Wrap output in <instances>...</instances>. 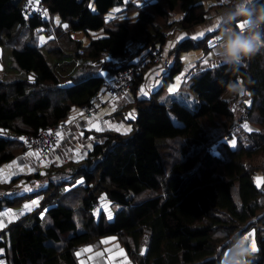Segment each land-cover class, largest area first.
I'll list each match as a JSON object with an SVG mask.
<instances>
[{"label":"trees","instance_id":"1","mask_svg":"<svg viewBox=\"0 0 264 264\" xmlns=\"http://www.w3.org/2000/svg\"><path fill=\"white\" fill-rule=\"evenodd\" d=\"M22 1L0 0V46H9L18 73L30 75L0 78V128L16 136L67 119L100 88L102 74L133 64L148 47L161 48L167 29L190 26L187 9L201 2L38 0L42 15L36 10L24 13ZM258 4L256 0L245 7ZM111 9L113 16L106 18ZM172 12L182 14L175 18ZM53 16L66 28L55 30ZM242 19L225 20L198 39L175 42L172 61L159 71V85L146 96L135 91L144 71L157 63L149 58L133 73L130 102L124 106H133L134 117L113 111L129 129L93 130L95 141L80 159L48 164L46 172L52 175L37 191L34 210L0 230L3 264H78L75 249L106 235L115 236L132 264H218L222 247L230 243L227 238L249 225L257 228V257L251 264H262L264 237L258 231L264 229V188H259L264 184V48L235 66L218 62L189 74L187 87L196 98L192 103L170 94L159 97L165 81L181 66L180 51H206L211 35L228 25L237 29L235 22ZM49 26L51 31H46ZM72 31H81L85 41L70 36ZM38 33H51L49 39L59 46L39 43ZM130 43L135 44L132 58ZM64 46L71 59L48 63V54L61 56ZM230 100L245 110L247 128L237 129L235 146L212 144L235 119ZM20 151L19 138L0 136V164ZM30 176L40 179L43 174ZM26 195L0 197V208L15 206ZM98 195L117 204L112 212L92 210Z\"/></svg>","mask_w":264,"mask_h":264},{"label":"rangeland","instance_id":"2","mask_svg":"<svg viewBox=\"0 0 264 264\" xmlns=\"http://www.w3.org/2000/svg\"><path fill=\"white\" fill-rule=\"evenodd\" d=\"M134 1L136 3H139L142 0H134ZM221 1L223 2V0H221ZM235 1L236 0H230V1L224 0V2L227 5H229V7ZM259 5L260 4H258L255 7H258ZM261 7H264V2H262ZM181 14H182L181 12H172V17L178 18L181 16ZM111 16H113L112 9L109 10L105 14L106 18L111 17ZM54 17L55 16H53L52 23L54 24L55 30H59V29L61 30L62 26L60 24L54 23L55 22ZM240 22L241 21H237L235 24H237V26H239L238 23L240 24ZM229 26L232 27V25H229ZM236 28H237V30L239 29V27H236ZM180 29L181 28L177 25H172L171 27H169L167 29L166 40H165L163 46L161 47V49L164 50V54L168 58L169 63L172 61V58H173V51L171 50V47L173 46V44L175 42H177V39H175V40L173 39V35ZM208 32H210V31H208ZM69 34H70V36L80 38L82 40V42L85 41V36H83V33L81 31H72ZM101 34H102L101 32H99V31L97 32V35H101ZM214 36H215V34L211 35L212 38ZM49 37H51V33L46 34V35H44L43 33L37 34V38H38L39 43L46 40V42L48 44L59 46V44L57 42L54 43L56 40L51 39V38L49 39ZM208 39L206 41L207 43H208ZM63 40H64L65 45H67V43H69L67 41L66 37H63ZM10 46H11V43H10ZM62 49L64 50V53L61 56L55 57V56H52L53 54H48V55H51V56L47 57L48 63L51 64V62H54L57 59L60 60V63H64V62L69 61L71 59L70 58L71 56L68 53V49L66 48V46L62 47ZM128 49H129V56L131 58L134 57L135 56V53H134L135 44L130 43L128 45ZM142 52H143V50L140 51V54ZM211 54L212 53H208L207 56L200 58L203 55V52L201 51V47L189 48L186 51H180L178 53V58L180 60L181 66H180L179 70L176 72V74H174L172 76L171 81L170 80L165 81V84L163 85L164 92L166 90H168L167 87H169V83H170L171 87L175 86L172 91H174L178 88L177 86L179 83H178V80L175 79V76L178 73L180 75V78H179L180 82H182V81L183 82L181 84V87L178 89V91H176V93H178V95H179V92H180L181 97L185 100L186 96H185V94H183V92L185 90H188L189 92L192 93V91L189 90L187 87L188 82H186V80H185L187 74L191 73L193 71H196L198 69H203V68L211 66L215 63L220 62V61H218V59H216L215 61L213 60V62H212V60H210ZM205 61H207V63H205ZM188 63H190V68L188 71H186L187 68H186L185 64H188ZM155 65L158 66L159 68H161V71L165 70L162 67H160L158 64H155ZM147 69L144 71V73H143L144 76L142 79V82H144L146 84L144 86H142V84H141V89L138 90L139 94H142V95H146V94H143L142 90L144 88L147 89V82L150 80L149 79L150 74H147V72H148ZM99 71H98V73H100ZM24 75H25L24 72L18 73L16 71L15 64L9 55V46L8 45L0 46V78L8 80V79H12L13 77H22ZM25 76L30 77L29 74H26ZM159 79H160V77H159ZM227 86H232V85L227 84L226 87ZM232 88H234V87L232 86ZM148 89H150L149 86H148ZM148 89H147V93L150 91ZM152 89H154V88H152ZM241 92H242V86L240 84H238V96L241 95ZM161 95L164 96L165 93H162ZM172 95H173V93H172ZM163 96H161L160 99ZM175 97L178 98L177 96H175ZM124 101H128V100L127 99L125 100V98H124ZM129 102H130V100H129ZM187 102L192 103V100H187ZM125 103H128V102H125ZM97 112H99V116H98L99 118L103 117V114L108 115V116L112 115L111 112L108 111V107H103V108L101 107L98 109ZM122 112L124 113V116L126 118H129V119H132L134 117V114H135L133 106L128 105V104L125 106V111H122ZM234 114H236V113H234ZM120 120L122 121L121 117H120ZM124 125L126 126L124 131L128 130L129 129V123H127V121H125ZM243 127H244V125L241 126V128H243ZM238 128L239 127L232 128V124H231L228 130H226L224 133H222L221 136H219L217 139L213 140L212 144H215V143L217 144L216 141L222 142L219 139L225 138V140L227 141L226 143L231 145L232 140L236 141ZM243 130H245V128H243ZM229 132H232V137H226L227 135H229ZM169 144H170V147L174 146L173 143H169ZM163 150H164V148H163ZM169 155H171V157H176L177 153L171 152ZM256 157H258V156H256ZM256 157H254V158H256ZM254 158H252V159H254ZM13 159H14V157L12 159H10L9 161L0 164V197L19 196L20 194H24V193H28V195L23 196L20 199V202L15 206H2L0 208V215H2L1 212L3 213L4 209H10L13 211H17V214L14 217V219H15V218H17L23 214H27V212L34 210L36 205L32 206L30 208V210L25 208V205H32L33 201L38 202V199L40 197V193L37 194V191H39L40 189H42L45 186L47 178L49 176H51L52 174H51V171L46 172V169L49 168L48 164L51 162L50 160L43 163V165H41L39 167L31 166L28 170H24V171L21 170L22 171L21 172L19 169H16V167H15V165H13V163H11L13 161ZM164 159L167 160L168 157H164ZM257 161H258V159H256L253 163L255 164V163H257ZM46 166H48V167H46ZM37 171H39V172H37ZM31 173H36V174L38 173V175H41V176L43 174V177H41L39 179V178H36L35 176H30ZM256 175H259V174H256ZM10 180H11V182H9ZM78 180H79V177L75 178L74 182H76ZM26 188L31 189V191H26L25 190ZM99 195H101V194H99ZM96 202L99 206L98 209L103 210L105 213L112 212L114 210V208L117 206L116 203L114 204V203L109 202L104 197V195L99 196ZM98 209H96V210L92 209V210L97 211ZM11 220H13V219H11ZM1 229H3V228H1ZM256 231H257V228L255 227V225L254 226L249 225L244 230H242V232L240 234L235 232L234 234L230 235L227 238V242H230V243H228L222 247L221 252L219 254V257H218V261H217L218 264H222L224 255H225L227 249L230 247L233 237H243L244 238L245 236H249V234H252L251 240L255 241V248H256V236H257ZM258 234L260 235V237H264V229L259 230ZM251 240L246 241L249 244L250 248H251ZM75 255H76V259H77L78 264H132L131 261L128 259L127 255L125 254L124 250L122 249L121 245L119 244L118 240L115 238V236H112V235L100 237L97 243H91V244L86 243V244L79 245L75 249ZM256 257H257V253L255 250V251H252V254L249 257H247V259L250 262H252ZM0 264H3V261L1 259H0ZM262 264H264V261L262 262Z\"/></svg>","mask_w":264,"mask_h":264},{"label":"crops","instance_id":"3","mask_svg":"<svg viewBox=\"0 0 264 264\" xmlns=\"http://www.w3.org/2000/svg\"><path fill=\"white\" fill-rule=\"evenodd\" d=\"M254 1H256V0H250V2H246V0H236L229 7V5H227L224 2V0H223V2L221 0H201L200 6H193V7H190L187 9V13H186L187 18L191 19L192 24L186 28H181L180 30H178L173 35V39L174 40L177 39V41H178V40L184 38L185 36L192 38V39H194L193 37H196L195 39H198L201 37L200 35H198L199 33L203 32L205 34L206 32H208V29L213 30L214 28H217L219 25H221L225 21V19L223 17L225 16V14L228 11H235L236 7L241 3H243L244 7H245V6L252 4ZM259 2H260L259 3L260 5L258 7L252 8V9L260 8L261 4H262V2H264V0H261V1L259 0ZM175 18H177V17H175ZM242 20H238V21H242ZM54 21H55L54 23L60 24L62 26V28H66L65 23L60 22L58 20V18H56V16L54 17ZM238 25H239V23H238ZM228 26H226V27H228ZM236 27H238L237 24H236ZM232 28H233V26H232ZM217 35H219V34H215V36H214L215 38L210 37L208 39L207 44L209 45V47L206 51H203L201 48L203 55L200 58L207 56L208 53H212L210 56V60H212V62H213V60L215 61L216 59H218L214 55V49L217 47V41H216ZM122 58L123 57H120L118 59L114 58V59L119 60ZM185 66L187 68L186 71H188L190 68V63L185 64ZM208 67H210V66H208ZM147 70H148L147 74H150V77H149L150 80L147 82V89L149 86L150 89H148V90L151 91V90H153L152 88H155L160 83L159 77H160L161 72L159 73V71L161 70V68H159L155 64H151ZM198 70H200V69H198ZM193 72H195V71H193ZM193 72H191V73H193ZM191 73L187 74V76L185 78L186 82H188L187 77ZM177 75L175 76V79L178 80V83H179L177 86L178 88L176 90L172 91L175 86L171 87V85L169 83V87H167L168 90H166L164 92V89H162L159 97L163 96V95H161L162 93H165L164 96H166L168 94L172 95V93H173V96H177L178 99H180V100L183 99L180 95L181 94L180 92H179V95H178V93H176V91H178V89L181 87V84L183 82V81L180 82V80H179L180 75L178 73H177ZM171 79H172V77L169 80L171 81ZM141 84H142V86H144L146 83L141 82L139 84L138 89H136V91H135V95L136 96L148 95V93L150 91L147 93V89H145V88H144L145 90L143 89L142 92H143V94H146V95L139 94L138 90L141 89ZM183 94H185V96H186L185 100L196 101L195 96L191 92H189L188 90H185L183 92ZM130 96H131V93L129 92L128 94H124L121 97L119 96V97L111 100L105 106H102V108L108 107V111H110L112 114L110 116L103 114V117L99 118L98 117L99 112H97V111L101 107H98L96 109L95 113L90 118H87L81 122L70 121L69 118L74 114V111L76 110V109H73L72 110L73 112L71 111L68 115L67 119H68L69 123L66 126V129H64L63 131H61L59 133L56 146L50 152H48L46 155L39 157V158H36L30 152H26L24 155L16 154L11 163H13V165H15L16 169H19L20 171L21 170L24 171V170H28L31 166L39 167V166L43 165V163H45L49 160L51 162H62V161L67 160V159H70L72 161H76V160L80 159L84 155L85 151L89 148V146L93 143V141H95L93 136H92V133H91L93 130H98V129L101 130V128H103L105 126V127L114 128V129H117L120 131H124L126 126L124 125L123 120L122 121L120 120V116L114 115L113 111H119V112L125 111V106L123 104L125 102H129ZM124 98H125V100L127 99L128 101H124ZM257 177H259V176H257ZM3 213H9V215H0V221H2L3 224L5 225L6 222H8L11 219H14L15 215L17 214V211H13L10 209H4ZM3 213L1 212V214H3Z\"/></svg>","mask_w":264,"mask_h":264},{"label":"built area","instance_id":"4","mask_svg":"<svg viewBox=\"0 0 264 264\" xmlns=\"http://www.w3.org/2000/svg\"><path fill=\"white\" fill-rule=\"evenodd\" d=\"M21 9L24 13L31 10H36L42 15L45 14V11L39 4L38 0H32L31 4H29L28 0H23ZM38 29L44 30L43 27H39ZM46 31H51V27H47ZM149 58H151L154 63H157L163 69H166L169 64L168 58L164 54V51L157 45L146 48L141 54H139L133 64L116 69L112 73L102 74L100 88L91 94V96L87 98L83 104L76 108L74 114L69 118V120L81 122L87 118H90L98 107H102L108 104L111 100L127 94L133 73L141 65L147 63ZM228 109L230 112L236 113L237 116H235V119L232 123V128L243 126V124H245L246 114L245 110L239 105L237 100H230L228 103ZM68 123V119L60 120L38 129L34 134H22V136L13 135L12 133L0 128V136L4 137L5 139H20L23 137V139H20L22 142V151H20L19 154L24 155L26 152H30L36 158H39L46 155L56 146L59 133L66 129ZM226 137H232V132H229V135ZM219 140L224 143L227 142L225 138H220ZM259 188L263 189L264 184L260 183ZM91 207L92 209L96 210L99 206L97 202H95Z\"/></svg>","mask_w":264,"mask_h":264},{"label":"clouds","instance_id":"5","mask_svg":"<svg viewBox=\"0 0 264 264\" xmlns=\"http://www.w3.org/2000/svg\"><path fill=\"white\" fill-rule=\"evenodd\" d=\"M237 16L243 17L240 23L244 28H223L216 37L217 47L214 49L218 61L230 66L241 63L264 48V7L249 9L241 3L223 18L230 22ZM221 235L217 233V236ZM251 254L252 250L243 237H233L222 264H251L247 259Z\"/></svg>","mask_w":264,"mask_h":264},{"label":"snow or ice","instance_id":"6","mask_svg":"<svg viewBox=\"0 0 264 264\" xmlns=\"http://www.w3.org/2000/svg\"><path fill=\"white\" fill-rule=\"evenodd\" d=\"M28 2H29V4H31L32 3V0H28ZM246 2H250V0H246ZM238 27H239V29L242 30L244 28V25L242 23H240ZM208 31H211V29H208ZM198 35L203 36L204 33L201 32ZM193 38L195 39L196 37H193ZM205 63H207V61H205ZM241 94H243V93H241ZM244 127L247 128V125H245ZM20 139H23V137H21ZM235 143H236V141L235 140H232L231 141V146H235ZM258 183H259V180H258ZM25 190L26 191H31V189H29V188H26ZM37 203H38L37 201H33L32 202V205H25V208H27V209L30 210V208L32 206L36 205ZM2 215H9V213H3ZM2 227H4V224H3L2 221H0V228H2ZM251 237H252V234H249V236H245L244 237V240L245 241H249V240H251ZM251 250L252 251H255L256 250V248H255V241L254 240H251Z\"/></svg>","mask_w":264,"mask_h":264}]
</instances>
